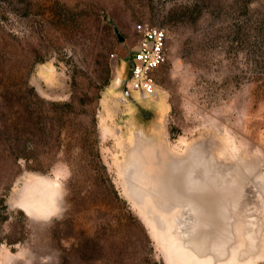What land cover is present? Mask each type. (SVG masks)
<instances>
[{"label": "rangeland", "instance_id": "1", "mask_svg": "<svg viewBox=\"0 0 264 264\" xmlns=\"http://www.w3.org/2000/svg\"><path fill=\"white\" fill-rule=\"evenodd\" d=\"M0 264H264V0H0Z\"/></svg>", "mask_w": 264, "mask_h": 264}, {"label": "built area", "instance_id": "2", "mask_svg": "<svg viewBox=\"0 0 264 264\" xmlns=\"http://www.w3.org/2000/svg\"><path fill=\"white\" fill-rule=\"evenodd\" d=\"M136 30L139 34L138 42L127 59L131 88L140 95L149 96L156 92L161 68L168 58V33L165 28L149 24L138 23Z\"/></svg>", "mask_w": 264, "mask_h": 264}, {"label": "bare ground", "instance_id": "3", "mask_svg": "<svg viewBox=\"0 0 264 264\" xmlns=\"http://www.w3.org/2000/svg\"><path fill=\"white\" fill-rule=\"evenodd\" d=\"M177 168V167H176ZM183 174V173H182ZM181 175V174H180ZM185 175H186V173H185ZM186 179V178H185ZM204 180V179H203ZM192 181H193V179H192ZM176 182V181H175ZM163 187H164V189H165V186L164 185H162ZM206 186V185H205ZM173 188H175V187H173ZM180 189V188H179ZM185 189V188H184ZM168 191V190H167ZM169 191H172V190H169ZM190 191V190H189ZM192 191V190H191ZM204 191V190H203ZM196 193V192H195ZM154 194V193H153ZM202 194H204V193H202ZM211 194H212V192H211ZM190 195V194H189ZM201 195V194H200ZM207 195V194H206ZM169 196V195H168ZM198 196V195H197ZM196 196V197H197ZM217 196V195H216ZM194 197H195V195H194ZM208 197V196H207ZM206 198V197H205ZM210 198H211V196H210ZM214 199V198H213ZM211 202H212V200H211ZM191 205V204H190ZM192 208V207H191ZM194 211V210H193ZM192 211V212H193ZM209 211H211V210H209ZM212 212V211H211ZM196 213V212H195ZM195 218V217H194ZM212 219V218H211ZM179 222H180V227L181 228H183V220H182V218L180 219V218H178L177 219ZM203 220V219H202ZM162 222V221H161ZM211 222V221H210ZM192 229V228H191ZM209 229H211V228H209ZM192 231V230H191ZM194 231V230H193ZM208 231V230H207ZM209 232V231H208ZM207 232V233H208ZM196 234H197V232H196ZM201 235V234H200ZM203 235V234H202ZM206 236H207V234H206ZM208 237V236H207ZM185 240H186V243L189 245V246H191V247H193L194 249H196L197 251H201L202 249H204V245H206V243H202L201 241H199V240H197L196 241V239H198L199 237H198V235H195L194 233H191L190 234V236H189V234H186L185 235ZM207 240V239H206ZM209 241V240H208ZM202 244V245H201ZM200 246H202V247H200ZM208 250V249H207ZM212 251V250H211Z\"/></svg>", "mask_w": 264, "mask_h": 264}, {"label": "water", "instance_id": "4", "mask_svg": "<svg viewBox=\"0 0 264 264\" xmlns=\"http://www.w3.org/2000/svg\"><path fill=\"white\" fill-rule=\"evenodd\" d=\"M126 93L128 94L129 93V90L126 88Z\"/></svg>", "mask_w": 264, "mask_h": 264}]
</instances>
